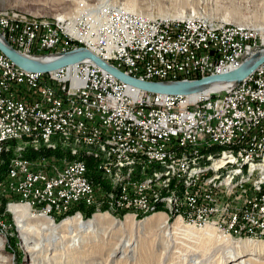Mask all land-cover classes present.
Returning <instances> with one entry per match:
<instances>
[{"label":"built area","instance_id":"2783aa9c","mask_svg":"<svg viewBox=\"0 0 264 264\" xmlns=\"http://www.w3.org/2000/svg\"><path fill=\"white\" fill-rule=\"evenodd\" d=\"M0 34L26 56L47 57L85 48L131 77L158 81L229 72L262 44V32L210 22L122 19L105 2L87 19L63 26L26 24L0 15ZM205 93L193 98L146 93L89 61L45 74L29 72L0 52V136L48 128L93 132L121 139V149L112 150L113 159L142 149H183V157L174 160L179 165L207 142H240L244 153L264 151V63L241 82ZM132 141H139V148H132ZM244 153H236L239 162ZM81 164L52 159L16 163L3 191L14 205H27L34 215L59 218L76 209L75 215L82 216L81 211L98 206L100 195L85 188ZM208 174L209 184L194 179L189 199L178 206L181 222L198 229L213 220L234 236L247 230L263 232L262 169L256 168L253 180L242 184L236 194L214 191L216 168ZM152 198L153 191L126 189L112 206L135 217L150 206ZM3 222L0 219V228Z\"/></svg>","mask_w":264,"mask_h":264},{"label":"bare ground","instance_id":"6f19581e","mask_svg":"<svg viewBox=\"0 0 264 264\" xmlns=\"http://www.w3.org/2000/svg\"><path fill=\"white\" fill-rule=\"evenodd\" d=\"M104 2L108 4L109 10H115L116 14L122 19L140 21L153 20L147 18L150 17V15L143 14L142 11L137 12L138 14L128 12V9L126 10L124 5H120L123 7L116 6L114 3L112 4L110 0H98L96 4L85 7L82 12H87V14L84 15L89 17V14L93 11H98ZM181 15L173 17L181 18L180 20L166 21L170 22V24H196L210 22L215 26L225 25L230 29L254 31L253 28L248 26L243 27L237 24L217 22L193 13L185 17H182ZM10 18L17 19L13 17ZM67 19L68 20L59 18L54 22L33 19L17 20H23L26 24H47L50 26H63L68 22H74L71 18ZM79 19L84 18H77V20ZM255 27L258 28V26ZM262 28H264V26H262ZM262 52H264L263 43L255 50L249 52L243 60L253 56V54L258 55ZM230 85L231 84L221 83L215 85V88L208 90L206 93H209V91H219ZM198 96L199 95H192L190 97L193 98ZM22 142L30 144V148L33 149L32 153L34 151L35 153L39 150L42 151V149L47 151L60 150L62 156H58V159L50 156L32 159L23 156L26 148L24 150V148L14 145L8 147L9 144H20ZM132 148H139V141H132ZM119 149H121V139L104 135H94L93 132L67 133V130L57 128L34 129L31 132H19L18 134L0 136V166L5 162V157L11 155L8 157L6 172L4 176L0 178V208L4 206L3 203L5 202L7 210L9 209L8 211H10L13 216L16 229L22 240L25 253L31 259V264H43L44 260H46L45 258L48 257L45 253L50 250L51 245L43 247L41 244L44 241L42 240L50 242L55 241L56 239H69L74 234L81 233L85 230L88 231L89 229L95 230L105 224H110L113 229H116L117 227L125 230L131 225L133 226L135 221L131 216H127L123 221L119 222L113 220L107 216V214H99L94 215L91 219L86 221L81 219V216L75 215L74 217L66 218L57 223L42 216L34 215L26 206L14 205L13 200L9 199V194L3 191L4 183H6L10 176L15 173L16 163H36L40 160L50 159L60 164L83 163L81 164V175H83L85 188L96 190L100 195V197H98V206L91 208L96 212L101 210L103 206H106L107 209L113 212L114 210H118L112 205L118 204L119 200L125 195V190L129 189V191L136 192L153 191L152 202L149 207L143 209V213L154 211L158 204L163 201L166 202L164 206L170 209V211L172 210L175 213H178V206L186 204L187 199H189V194L193 191L194 179L200 177L201 184H209V174L205 176L203 174L208 173L209 170L214 168H216V177H213V190L219 191L223 194L239 193V191L242 190V184H247L249 181L253 180V177L256 174V168L262 169L264 179V151L252 150L251 153H244V145L240 142L204 143L200 147H197V149L193 150L188 157L183 158L180 165L179 161L174 160L183 157V149H176V151L168 152L166 148H157L155 151L142 149L141 151H135V155L127 154L125 158L113 159L112 150ZM236 153H244L240 162ZM84 158L94 161V171L100 175L99 179L102 183L106 182L108 184V188H104L101 185V182L96 183L88 176L87 163ZM108 165H110V167ZM177 169H179V174H177ZM159 189L167 190L168 194L166 197L157 201L158 197L160 198L158 195ZM0 216L2 217V215ZM163 216L164 215L162 214L152 215L145 218L143 223L155 219L162 220ZM179 220L174 221L172 225L169 224L166 219L163 220V230L168 232H171V229H173L172 232L187 230V227H185V225L180 222L181 220ZM44 232L46 233L45 238L40 236ZM247 235L249 236L248 238L254 240L260 238L263 239L264 231L257 233L256 230H247L246 234H242V236ZM196 237H205L208 240L215 237L218 241L220 240L223 241L222 243L224 244H229L225 243V241H229V238L225 237L222 233L218 234L215 230L209 227L197 231ZM236 244L237 245L233 244L232 246L218 248L217 251L211 253L208 256V259L202 264H225L232 261H236L234 264H249L251 259L240 261L244 257V255H242L243 250H260L264 252V242L257 243L256 241L246 239L245 241L239 240ZM3 246V240L0 238V253ZM129 246L128 243L125 245L123 250L124 253L128 251ZM117 253H119L118 247L112 254L115 256ZM55 257L56 255L53 254L52 258ZM213 258H215V261L210 260ZM8 261L7 258H2L0 254V264H5Z\"/></svg>","mask_w":264,"mask_h":264},{"label":"rangeland","instance_id":"374dc122","mask_svg":"<svg viewBox=\"0 0 264 264\" xmlns=\"http://www.w3.org/2000/svg\"><path fill=\"white\" fill-rule=\"evenodd\" d=\"M97 1L0 0V15L4 14L17 19L46 20L49 22H54L59 18L64 20H68L67 18L77 20L79 17L87 19L88 16L84 15L87 12H82V10L87 6L96 4ZM110 2L116 6L124 5L126 10L128 9V12L137 13L142 11L143 14L150 15V17L143 16L153 20H180L181 18L173 17L181 14L182 17H185L193 13L217 22L237 24L243 27L248 26L253 28L254 31L262 32L261 40L263 41L261 42L264 44V28H262L264 26V0H110ZM255 26H258V28ZM92 54L98 57L96 54ZM12 145L20 146L24 150L26 148V151H33L27 142L9 144L8 147H12ZM25 152L23 153L24 157H26ZM49 156L57 158L54 155ZM86 160L88 161L89 159L87 158ZM203 175H208V173H204ZM167 194V190L159 189L158 195L160 198L158 197L157 201L166 197ZM3 204L4 206L0 208L2 209L0 210V215H2L0 219L4 221V226L0 228V238L3 240L4 246L0 254L2 258L9 260L5 264H31V259L25 253L13 216L8 211L9 209L7 210L5 202ZM165 204L166 202L163 201L158 204L154 211L138 213L135 217L129 210H114L113 212L107 209L106 206H103L98 212L94 209H87V211H92L88 218L84 215L86 212L81 211V219L84 221L91 219L94 215L107 214V216L119 222L123 221L125 217L131 216L132 219L134 218L135 223L125 230L117 227L113 229L110 224H105L95 230L89 229L88 231L85 230L81 233L74 234L69 239H56L50 242L42 240L44 241L41 244L43 247L51 245L50 250L45 253L48 257L46 256L47 258H45L46 260H44L43 264H202L218 248L232 246L233 244L237 245L236 243L239 240L245 241L248 239L256 241L257 243L264 242V238L254 240L248 238V235L242 236L241 234L240 236H234L233 232H231L233 233L232 235L230 233L228 235L225 230H222L226 229V227H221L218 223L214 224L215 221L213 220H210V224L203 228L195 229L187 226L186 222H184L183 225L187 227V230L172 232L173 229H171V232L164 231L162 228L163 220L166 219L171 225L174 221L179 220L178 213L172 210L170 211V209L164 206ZM20 206H26L28 208L27 205ZM76 211L78 210L72 209L69 213L59 218H55V215H52L51 219L46 216L44 218L59 223L66 218L74 217ZM155 214L164 215L163 219H155L143 223L145 218ZM226 222L228 223V220ZM206 227L212 228L218 234L222 233L225 237L229 238V241H225V243L229 244H224L222 243L223 241H218L215 237L212 238L214 241L212 239L208 240L205 237H196V232ZM40 236L45 238L46 233L44 232ZM127 243L130 246L128 251L124 253L123 250ZM117 247L119 248V253L113 256L112 253ZM53 254L56 255L55 258H52ZM242 255L244 257L240 261L251 259L249 264H264L263 251L243 250ZM210 260L215 261V258ZM235 262L232 261L225 264H234Z\"/></svg>","mask_w":264,"mask_h":264},{"label":"water","instance_id":"95a60500","mask_svg":"<svg viewBox=\"0 0 264 264\" xmlns=\"http://www.w3.org/2000/svg\"><path fill=\"white\" fill-rule=\"evenodd\" d=\"M0 52L17 67L36 73H47L89 60L119 81L138 90L153 94L182 96L205 93L221 83L237 84L250 76L264 63V52H262L258 55L253 54V56L243 60L238 68L219 75H211L195 80L144 81L126 75L85 48H78L47 57H30L16 51L0 34Z\"/></svg>","mask_w":264,"mask_h":264},{"label":"trees","instance_id":"16d2710c","mask_svg":"<svg viewBox=\"0 0 264 264\" xmlns=\"http://www.w3.org/2000/svg\"><path fill=\"white\" fill-rule=\"evenodd\" d=\"M39 152V153H38ZM38 152H31V151H26L25 152V155H26V157L27 158H32V159H36V158H40V157H43V156H49V155H54L55 157H60V156H62V154H61V152H60V150H55V151H47V150H45V149H42V151L41 150H39ZM9 156H11V155H7V157H5V162L3 163V165L2 166H0V178H2V176H4V174H5V172H6V165H8V157ZM85 159V158H84ZM85 162L87 163L86 165H87V174H89L88 176L94 181V182H101L100 181V175L98 174V173H96L95 171H94V161L92 160V161H90V159L88 160V161H86V159H85ZM98 174V175H97ZM92 175V176H91ZM101 185L104 187V188H107V183L106 182H101ZM106 185V186H105ZM86 212V214H84L85 215V217L86 218H88V217H90V215H91V213H92V211L91 210H86L85 211Z\"/></svg>","mask_w":264,"mask_h":264}]
</instances>
